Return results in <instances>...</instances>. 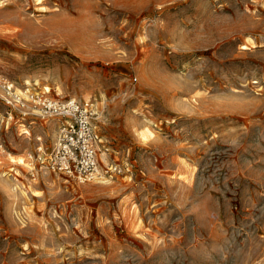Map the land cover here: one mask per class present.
<instances>
[{
    "label": "rangeland",
    "instance_id": "obj_1",
    "mask_svg": "<svg viewBox=\"0 0 264 264\" xmlns=\"http://www.w3.org/2000/svg\"><path fill=\"white\" fill-rule=\"evenodd\" d=\"M0 76L92 101L121 169L30 180L60 121L13 113L0 264H264V0H0Z\"/></svg>",
    "mask_w": 264,
    "mask_h": 264
},
{
    "label": "built area",
    "instance_id": "obj_2",
    "mask_svg": "<svg viewBox=\"0 0 264 264\" xmlns=\"http://www.w3.org/2000/svg\"><path fill=\"white\" fill-rule=\"evenodd\" d=\"M1 98L6 111L0 120V153H5L3 131L9 129L14 114L24 121L30 114L40 119H57L59 125L49 150L39 146L29 156L28 177L35 181L40 174H55L76 180L79 184L91 183L108 172L120 173L117 166L100 171L99 144L95 132L96 109L90 100L51 97L49 91L25 86L16 88L0 76Z\"/></svg>",
    "mask_w": 264,
    "mask_h": 264
},
{
    "label": "bare ground",
    "instance_id": "obj_3",
    "mask_svg": "<svg viewBox=\"0 0 264 264\" xmlns=\"http://www.w3.org/2000/svg\"><path fill=\"white\" fill-rule=\"evenodd\" d=\"M45 90H47L46 88H44ZM47 91H49V90H47ZM24 133H28L27 131H25Z\"/></svg>",
    "mask_w": 264,
    "mask_h": 264
}]
</instances>
